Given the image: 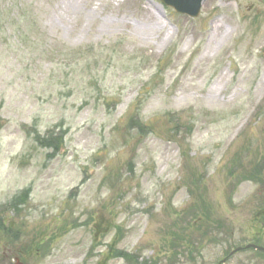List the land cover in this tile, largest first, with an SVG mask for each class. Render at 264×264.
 <instances>
[{
    "label": "rangeland",
    "instance_id": "1",
    "mask_svg": "<svg viewBox=\"0 0 264 264\" xmlns=\"http://www.w3.org/2000/svg\"><path fill=\"white\" fill-rule=\"evenodd\" d=\"M263 49L264 0H206L197 19L159 0H0V219L21 233L8 264H219L264 247L263 185L242 180L264 155ZM50 130L65 133L55 154L34 141Z\"/></svg>",
    "mask_w": 264,
    "mask_h": 264
},
{
    "label": "water",
    "instance_id": "2",
    "mask_svg": "<svg viewBox=\"0 0 264 264\" xmlns=\"http://www.w3.org/2000/svg\"><path fill=\"white\" fill-rule=\"evenodd\" d=\"M203 1L204 0H162L165 5L174 8L178 14L188 15L192 18H197L199 16ZM252 247L260 249L255 246Z\"/></svg>",
    "mask_w": 264,
    "mask_h": 264
},
{
    "label": "trees",
    "instance_id": "3",
    "mask_svg": "<svg viewBox=\"0 0 264 264\" xmlns=\"http://www.w3.org/2000/svg\"><path fill=\"white\" fill-rule=\"evenodd\" d=\"M45 143H46V145H45V147L46 148H48V149H53V152L55 153V152H57L58 151V149H59V146H60V141H59V139H57V140H53V139H49V140H45ZM241 160H239V162H240ZM253 165V166H252ZM251 166H252V168H251V172H250V170H249V174H248V177H242V180H249V181H253V182H255L256 184L258 183V184H262L263 185V190H264V182L262 181V178H261V174H260V172H259V168H258V166H256V165H254V163L252 164ZM242 169L243 168H241V171H242ZM246 173H247V171H246ZM197 182H199V183H202V180L201 179H199V178H197ZM264 201V200H263ZM203 207H204V209L206 208V205L204 206L203 205ZM204 218L206 217V220H209V218H208V213L207 212H205V215L203 216ZM2 239L0 238V241H1ZM10 241V240H9ZM10 244L11 245H13V243L12 242H10ZM123 257L124 258H126V259H128V257L127 256H125V255H123Z\"/></svg>",
    "mask_w": 264,
    "mask_h": 264
},
{
    "label": "flooded vegetation",
    "instance_id": "4",
    "mask_svg": "<svg viewBox=\"0 0 264 264\" xmlns=\"http://www.w3.org/2000/svg\"><path fill=\"white\" fill-rule=\"evenodd\" d=\"M1 262H2V264H7L8 263L7 259L5 257L1 258Z\"/></svg>",
    "mask_w": 264,
    "mask_h": 264
}]
</instances>
